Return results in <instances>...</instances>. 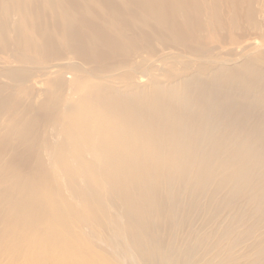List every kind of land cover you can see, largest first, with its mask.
Masks as SVG:
<instances>
[{
	"label": "bare ground",
	"instance_id": "6f19581e",
	"mask_svg": "<svg viewBox=\"0 0 264 264\" xmlns=\"http://www.w3.org/2000/svg\"><path fill=\"white\" fill-rule=\"evenodd\" d=\"M0 60V264H19L20 254L4 252L13 248L24 249L27 264L48 254L55 261L59 250L77 256L73 222L88 215L108 228L97 213L108 217L111 208L123 210L124 246L141 264H264V0H0ZM91 113L98 117L85 120L86 133H73L70 160L56 152L54 162L82 172L85 193L57 202L43 121ZM189 141L201 142V155ZM96 164L118 201L93 189ZM170 164L192 170L197 186L246 197L260 220L255 233L238 231L241 213L224 234L206 235L197 206L149 198L147 186L158 195ZM124 175L142 180L125 183Z\"/></svg>",
	"mask_w": 264,
	"mask_h": 264
},
{
	"label": "rangeland",
	"instance_id": "374dc122",
	"mask_svg": "<svg viewBox=\"0 0 264 264\" xmlns=\"http://www.w3.org/2000/svg\"><path fill=\"white\" fill-rule=\"evenodd\" d=\"M4 62V60H0V63ZM6 62V61H5ZM8 64V63H7ZM1 67V66H0ZM6 81V80H4ZM26 96V94H25ZM27 104V103H26ZM38 106V105H37ZM62 115V113H61ZM95 115V116H94ZM93 116V117H92ZM92 117V118H91ZM98 115L97 114H94V113H91L88 117L86 118H78V119H75L76 121L75 122H69L67 120V118L65 119V121L63 122L64 119H62L61 116H58L56 115L55 117H52V118H46L44 119L43 123L44 124H47L46 128H47V133H46V140L48 142V149L47 151L44 150V161L47 165V170L50 174V177L51 178V182H50V187L51 189L54 191L55 190V187H56V201L59 202L61 198H66V199H76V200H82V197H83V193H85V190L83 189V186L86 183V180H84V177H83V173L81 172L79 174V171H71V168H69L68 166H55L54 162L56 161L55 160V154L56 152H61L63 154V156L66 158V160H70V157L71 155H73L74 153V147L76 146L77 142H76V139L75 137L73 136V133L76 134V137L77 138H80L82 136L83 133H86L83 132L84 130H82V125L84 123H87L85 120L88 119V123L90 124V121L92 122V120H94V118H97ZM57 119V120H56ZM81 120V122H79ZM252 121L249 122V124H251ZM58 125H59V128H58ZM73 125V126H72ZM54 127V129H53ZM77 127V129H76ZM250 128V126H248ZM52 128V129H51ZM51 129V130H50ZM61 129V130H60ZM79 129V130H78ZM55 130V131H54ZM54 131V132H53ZM93 129L91 131H87V133L89 135H92L90 136L91 137V141L93 139V141L95 140V135H93L92 133ZM63 132V133H61ZM91 132V133H90ZM57 135V136H56ZM68 135V136H67ZM80 135V136H79ZM51 136V137H50ZM55 137V138H54ZM52 139V140H51ZM59 139V140H58ZM66 141V142H65ZM68 141V142H67ZM96 141V140H95ZM52 142V144H51ZM191 143L194 144H197L196 147L197 149L199 148V145L201 144L200 141H189ZM54 143V144H53ZM70 143V144H69ZM69 144V145H68ZM55 145V146H53ZM61 148V149H60ZM69 148V149H68ZM91 149H93V147H91ZM69 150V152H68ZM51 153H50V152ZM55 151V152H54ZM195 151L197 152V155H201L202 154V150L199 151L195 149ZM50 154L46 156V154ZM70 155V157H69ZM194 156L193 158H191V164H193L194 166V170L197 169V159L198 157ZM49 156V157H48ZM52 156V157H51ZM47 158V159H46ZM50 158V159H49ZM69 158V159H68ZM152 159V158H151ZM150 159V160H151ZM48 160V161H47ZM52 162V163H51ZM54 164V165H53ZM97 165V164H96ZM64 167H65V171H64ZM97 172H98V176L100 177V183L93 187V189L97 190L98 192H103L104 195H105V201H109L112 199V201H118L119 197L112 193H107L109 192V189H108V186L110 184H108V182L104 179L105 175L103 174V172H101L100 174V167L99 165H97ZM192 168V166H191ZM60 172H59V171ZM193 170V171H194ZM56 171V172H55ZM192 170H189L188 173L186 175L178 172L177 169H175L171 164L169 166H167V170L165 171V173L167 174H164V179H165V182H164V179H163V183H160V186L158 185V195L155 193V191L153 192L152 190V187L151 185L149 184L146 188V191L149 190L148 192V195H149V198H161L162 200H171L173 199L172 201L175 200V198L177 199L178 198V201H180L179 199H181V201H185V204L188 202L189 205L191 203L192 206H194L193 208L195 209L197 206L198 210H200V214H202V218H203V221L207 224L203 225L202 226V232L203 233H206V235L211 231L213 230V233H218V234H224L226 228L229 226V228L233 227L235 224H236V221H235V217L241 213H245V216H244V221L245 223L243 224V226L241 227V229H239L238 231H246L249 229V230H252L254 228V230H256L258 228V226L260 225V220L258 221V219L256 218H252L250 216V213L248 212V209L250 211V208L252 207V205H250V203L248 202L249 200L246 198V197H242V196H236V197H232L230 196L231 192L227 189H217L218 192L216 191V187L215 185L213 186L212 189H205V187H202V186H197V184H194L195 181H194V172H192V174L189 176L190 172ZM61 172L63 174H61ZM58 173V175H57ZM61 174V175H60ZM79 174V175H78ZM182 174V175H181ZM55 175V176H54ZM60 175V176H59ZM80 176V177H79ZM184 176V177H183ZM61 177V178H60ZM172 177V178H171ZM177 177V179H176ZM69 178V179H68ZM125 179V183H128V182H134V181H141L142 178L139 176L137 177V179L133 178H128L127 175H124L123 177ZM176 180H175V179ZM183 180H182V179ZM55 179V180H54ZM80 179H82L81 181H79ZM181 179V180H180ZM187 179V181H186ZM63 180V181H62ZM167 180V181H166ZM54 181H57V182H54ZM59 181V182H58ZM83 181V183H81ZM172 181V182H171ZM186 181V182H185ZM136 183V182H135ZM168 183L169 187L166 185ZM175 183H176V186H175ZM185 183V184H184ZM63 184V185H62ZM75 184V185H74ZM80 184V185H79ZM173 184V185H172ZM193 184L195 186H193ZM83 185V186H81ZM174 188H173V187ZM183 186V187H182ZM193 186V187H192ZM74 187H77L78 188V191L79 192H74L73 191V188ZM186 188V191L183 192V190H185ZM197 188V189H196ZM164 189V190H163ZM183 189V190H182ZM193 189V190H190ZM205 189V190H204ZM50 191V193L52 194V198H55V194L53 191ZM67 190V191H65ZM182 190V191H181ZM196 190V192H195ZM201 190V191H200ZM204 190V191H203ZM71 191V192H70ZM165 191V192H164ZM171 191V192H170ZM174 191V192H173ZM176 191V192H175ZM179 191V192H178ZM229 191V192H228ZM66 192V193H65ZM173 192V193H172ZM181 192V193H180ZM214 192V194H213ZM222 192V193H221ZM46 193V192H45ZM45 193H43L41 196L43 198L46 197ZM79 193V194H78ZM106 193V194H105ZM176 193H178L177 195H175ZM190 193H191V198H190ZM201 193V194H200ZM208 193V194H207ZM219 193V194H218ZM225 193V194H224ZM71 194V195H69ZM173 194V195H172ZM182 194V195H181ZM206 194V196L204 195ZM213 194V196H212ZM217 194L219 196H217ZM70 197H69V196ZM80 195V196H79ZM208 195V196H207ZM185 196V197H184ZM193 196H194V199H193ZM205 196V197H204ZM80 197V198H79ZM181 197V198H180ZM209 197V198H208ZM216 197V199H215ZM222 197V198H221ZM185 198V199H184ZM188 198H190L188 200ZM197 198V199H196ZM199 198V199H198ZM184 199V200H183ZM196 199V202L194 203ZM215 199V200H214ZM221 199H224L223 202ZM194 200V201H192ZM202 200V201H201ZM212 200V201H211ZM104 201V200H103ZM177 201V200H175ZM208 201L210 203V205L208 204ZM211 201V202H210ZM221 201V202H220ZM230 201V202H229ZM75 202V201H74ZM217 202V203H216ZM226 202H228L226 204ZM238 202V203H237ZM213 203V204H212ZM222 203V204H221ZM224 203H225V206L226 208H224ZM197 204V205H196ZM97 205V204H96ZM204 206V207H203ZM242 206V207H241ZM202 207V208H201ZM207 207L209 209H207ZM215 208V209H214ZM222 208H223V211H222ZM234 208V209H233ZM245 208V210H244ZM113 208L111 209H108V217L104 214H99V212L97 213V216H103L104 219H107L105 220L106 223H107V227H104V222L102 223V225L100 226L99 224H96L94 223L93 221H90L91 218L90 217H85L88 221H83L81 223H84V224H81V225H75L76 223L73 222L74 224V228L72 230V232H74L76 235V238H77V243L76 246H77V249L79 251V254L77 256H70V255H65L64 253L62 254V251L61 250H57L58 252H56V260L55 261H52L54 259L55 256H53L52 258V254H48L46 255V258L47 259H44L43 260V263L44 264H107L108 262L110 264H131L133 261L132 264H141L140 263V260H139V257L137 254H135L132 249H130V247L128 246H124L125 245H128L129 243H127V236H125V233L124 231L123 232H120L122 231L123 229V222L122 220H120V218H122V214H123V210L122 209H114V211L112 210ZM204 209V211H203ZM208 210V211H207ZM244 210V211H243ZM112 211V212H111ZM121 211V212H120ZM170 211V212H169ZM222 211V212H221ZM117 212V213H116ZM166 212V210H165ZM208 212V213H207ZM217 212V213H215ZM230 212V214H229ZM121 213V214H120ZM183 213V212H180V214ZM119 214V215H118ZM186 214V213H185ZM208 214V215H207ZM211 214V215H210ZM121 215V216H120ZM172 215V211H171V208L168 209V212H167V216L168 217H171ZM207 215V216H206ZM84 216V215H83ZM177 216V215H176ZM210 216V218H209ZM215 216V217H213ZM119 217V218H118ZM182 218H185L184 217V213L182 215ZM222 218V219H221ZM227 218V219H226ZM161 219V217H158V216H153L152 217V221L155 223V224H158L159 220ZM209 219V220H208ZM212 219V220H211ZM214 219V220H213ZM219 219H221L219 221ZM226 219V221H225ZM253 219V220H251ZM109 220L111 222V224H109ZM217 220V221H216ZM257 220V221H256ZM212 221V222H211ZM224 221V222H223ZM250 221V223H249ZM263 221H264V218H263ZM233 222V223H232ZM212 223V224H211ZM223 223V224H222ZM115 225L116 228H113L112 229V226ZM118 225H119V229H118ZM221 225V226H220ZM264 223L262 224V230H264ZM122 226V227H121ZM164 227V230L167 232V233H171L173 232L172 230V227L170 225H167V224H163L162 225ZM85 227V228H84ZM99 227V228H98ZM167 227V228H166ZM244 227V229H243ZM87 228V229H86ZM122 228V229H120ZM85 229V230H84ZM99 229V230H98ZM167 229V230H166ZM204 229V231H203ZM86 232H84V231ZM90 230H92L90 232ZM109 230V231H108ZM22 231V232H21ZM103 231V232H102ZM207 231V232H206ZM217 231V232H216ZM97 232V233H96ZM109 232V233H108ZM252 232H254L252 230ZM19 236H23V235H26V232L21 229L20 231H17L16 232ZM23 233V234H22ZM91 233V234H90ZM102 233V234H101ZM118 233H121V234H118ZM178 233V232H177ZM249 233V232H248ZM255 233V232H254ZM61 234H62V238H67L68 237V234H64L63 231H61ZM93 234V235H92ZM107 234V235H106ZM112 234V235H111ZM173 234V233H172ZM210 234V233H209ZM233 234V232H232ZM246 234V233H244ZM86 235H89V236H86ZM99 235V236H98ZM118 235V236H116ZM93 237L91 239V237ZM122 236V238H121ZM88 237V238H87ZM99 237L97 240L96 238ZM120 237V239H119ZM257 237V236H256ZM101 238V239H100ZM104 238V239H103ZM108 239V240H107ZM122 239V240H121ZM89 240V241H88ZM110 240V241H109ZM124 240V241H123ZM126 240V241H125ZM97 241V242H96ZM99 241V242H98ZM107 241V242H106ZM109 241V242H108ZM123 241V242H122ZM225 241V242H224ZM45 242V240H44ZM88 242V244H87ZM90 242V243H89ZM101 242V243H100ZM106 242V244H105ZM111 242V243H110ZM108 243V244H107ZM123 243V244H122ZM246 243V242H245ZM245 243L244 245L241 244L242 246H245ZM248 243V242H247ZM246 243V244H247ZM87 244V245H86ZM110 244V245H109ZM86 245V246H85ZM90 245V246H89ZM122 245V246H121ZM219 245L222 246V247H225V246H229L230 244L227 242V240H222L219 242ZM113 247V248H112ZM98 251L99 252V255L96 254ZM112 251V252H111ZM132 251V252H131ZM6 256H8L10 259L11 258H14V257H19L17 256L16 253L20 254L21 255V258L19 260H17L20 263H23V264H27V261L24 259V254H22L21 252H25L24 249L22 248H13V249H9V250H5L4 251ZM16 252V253H15ZM64 252V251H63ZM93 253V254H92ZM115 254V255H114ZM128 254V256H127ZM2 255V253H0V256ZM14 255V256H13ZM86 255V256H85ZM114 255V256H113ZM117 255V256H116ZM13 256V257H12ZM97 256V257H96ZM125 256H127L125 258ZM23 257V258H22ZM130 258V261L129 259L127 258ZM135 259V261L133 259ZM91 259V260H90ZM101 259V261L99 260ZM104 259V260H103ZM118 259V260H116ZM132 259V260H131ZM138 259V260H137ZM14 261H16V259H13ZM63 261V262H62ZM103 261H105L103 263ZM92 262V263H91ZM107 262V263H106ZM119 262V263H118ZM12 263V260L8 261V260H5L2 264H11ZM12 264H18V263H12Z\"/></svg>",
	"mask_w": 264,
	"mask_h": 264
}]
</instances>
